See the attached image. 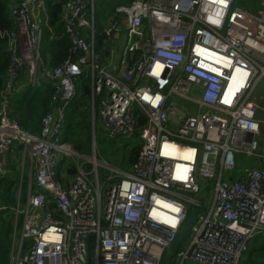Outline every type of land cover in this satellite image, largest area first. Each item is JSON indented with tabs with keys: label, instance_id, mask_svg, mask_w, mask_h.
I'll return each instance as SVG.
<instances>
[{
	"label": "built area",
	"instance_id": "1",
	"mask_svg": "<svg viewBox=\"0 0 264 264\" xmlns=\"http://www.w3.org/2000/svg\"><path fill=\"white\" fill-rule=\"evenodd\" d=\"M103 1L63 3L72 45L52 66L41 53L46 0H11L15 28L1 32L11 65L0 177L18 151L35 171L29 182L20 176L16 206L3 202L0 186V218L21 221L11 264H162L191 207L196 222L179 263L241 264L250 241L264 239V104L256 95L264 0H133L116 5L99 31ZM41 81L55 88V106L33 134L10 118L8 102ZM84 97L93 127L99 119L110 137L138 138L131 171L98 157L95 131L90 155L64 139L67 112ZM242 157L252 164L243 169ZM99 166L112 175L103 180ZM203 184L206 202L191 196Z\"/></svg>",
	"mask_w": 264,
	"mask_h": 264
},
{
	"label": "trees",
	"instance_id": "2",
	"mask_svg": "<svg viewBox=\"0 0 264 264\" xmlns=\"http://www.w3.org/2000/svg\"><path fill=\"white\" fill-rule=\"evenodd\" d=\"M65 1L67 0H46L48 15L43 27L44 40L41 53L44 60L49 62L52 66L61 64L68 57L69 48L72 45L62 20V5ZM129 1L133 0H122L121 3H127ZM10 5L11 0H0V102L4 96L6 74L11 65V57L7 50L8 40L1 32L5 30H14L15 28V20L11 15ZM102 28L99 29V31H102ZM102 44L103 39L100 37L98 47H101ZM54 91L55 88L51 83L41 81L35 86L28 85L24 90L11 95L8 102L10 118L18 121L22 127L30 133L38 134L42 127L43 117L55 106L53 105ZM90 91V86L86 83L82 92L86 95L90 94ZM81 105H87L85 97L83 101L80 100V102H77L75 106L67 112L69 125L64 133V139L73 142L79 151L81 149L86 150L90 148L93 141L92 123L89 119V115H87V110H83ZM140 121L143 124L146 118L142 116ZM139 151L140 143L138 141L127 155L126 163L129 167H132V164H134ZM87 167L90 169L91 165L87 164ZM71 170L73 171L74 169ZM12 184V181L7 180L5 177H0V186L3 190L2 200L8 205L16 203V198L11 190ZM194 215L195 209L191 207L187 212V217L182 226L191 221ZM20 227L21 221L15 223L10 215L0 218V264H11L13 236L15 229H19ZM179 236L180 232L173 244L174 246L179 242ZM187 242H189V240L186 239V243ZM93 244L94 240L92 239L90 252L93 251ZM249 248L251 254L249 258L246 257L245 264H256V262L263 264L264 239L253 240Z\"/></svg>",
	"mask_w": 264,
	"mask_h": 264
},
{
	"label": "rangeland",
	"instance_id": "3",
	"mask_svg": "<svg viewBox=\"0 0 264 264\" xmlns=\"http://www.w3.org/2000/svg\"><path fill=\"white\" fill-rule=\"evenodd\" d=\"M250 6H253L254 4L259 5V0H249ZM122 0H105L101 2L98 6V12H97V26L98 29H101L105 20L110 15L111 11L116 7L117 4L121 3ZM238 5H244L243 0H237ZM248 3H246V6H249ZM256 95L262 100L264 98V77L259 84ZM94 131L96 136V150L98 157L102 160L105 159L107 163L120 170H129V166L126 163L127 155L130 153L131 149L136 145V142H138L137 137L128 138L124 135H119L118 137H110L107 131L104 129V127L101 124V121L97 119L96 124L94 125ZM93 145L91 143L90 148H87L86 150L81 149V152H85L87 154H92ZM84 148V147H83ZM125 152V153H124ZM242 159L246 162V165L243 166V169L245 167H248L252 164V160L250 157H242ZM100 160V161H101ZM71 161V160H70ZM62 166V164H60ZM88 169V167H87ZM99 171L101 173L102 179L106 180L110 175H112V171L104 168L103 166H99ZM89 170V169H88ZM239 171L236 173V179H238ZM206 184L201 185V192L199 194H191L192 197L197 199H202L203 202H206L207 200H203L202 194H207L208 191L205 189ZM23 206V205H22ZM200 208H196V211H200ZM196 222V216L193 217V219L187 223H185L182 228L180 229V236H179V242L174 246H171L167 249V251L164 254L162 264H180L178 260L179 253L181 251H184L187 249L186 247V239L190 240L192 236V225ZM261 240L263 239V235H258L253 240ZM252 241L248 244L251 246ZM246 250L243 255V259L241 264H245L246 257L249 258L251 251ZM94 250L91 252L93 254ZM184 264H198L190 259L186 260ZM256 264H261L257 263ZM264 264V261H263Z\"/></svg>",
	"mask_w": 264,
	"mask_h": 264
},
{
	"label": "crops",
	"instance_id": "4",
	"mask_svg": "<svg viewBox=\"0 0 264 264\" xmlns=\"http://www.w3.org/2000/svg\"><path fill=\"white\" fill-rule=\"evenodd\" d=\"M259 100L261 101V103L264 104L263 99L261 100L259 98ZM87 104H88V101H87ZM87 112H88L87 115H89V119L92 123L90 110H87ZM263 130H264V128H263ZM93 134H94V127H93V123H92V137L94 136ZM7 156H8V159L10 160L11 167H10V171H9L8 175L5 178L9 181H12L13 184L11 186V190L13 191V194L16 198V203L11 204L9 206H16L19 202L18 195H19V178H20V176L23 175L24 180L29 182L31 176L34 177L35 171H33V173H31V166H32L33 162H32V160L28 154H26V155H24L22 153L19 154V151H18V152H14L12 154H8ZM129 171H131V167H129ZM71 175L72 174H70V173L64 174V176H63L64 180L70 179ZM18 221L19 220H17V221L14 220L15 223H17Z\"/></svg>",
	"mask_w": 264,
	"mask_h": 264
},
{
	"label": "bare ground",
	"instance_id": "5",
	"mask_svg": "<svg viewBox=\"0 0 264 264\" xmlns=\"http://www.w3.org/2000/svg\"><path fill=\"white\" fill-rule=\"evenodd\" d=\"M180 152L181 153H184V151L183 150H180ZM180 156H182V155H180V153L178 154V157H180ZM181 158V157H180Z\"/></svg>",
	"mask_w": 264,
	"mask_h": 264
}]
</instances>
